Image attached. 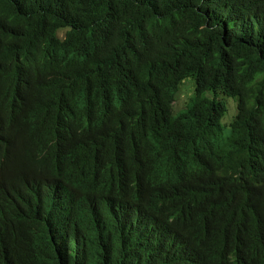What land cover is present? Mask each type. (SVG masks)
I'll return each mask as SVG.
<instances>
[{"label":"trees","instance_id":"trees-1","mask_svg":"<svg viewBox=\"0 0 264 264\" xmlns=\"http://www.w3.org/2000/svg\"><path fill=\"white\" fill-rule=\"evenodd\" d=\"M0 124L36 139L37 176L70 148L76 188L164 232L83 220L43 264H264V0H0Z\"/></svg>","mask_w":264,"mask_h":264},{"label":"clouds","instance_id":"clouds-1","mask_svg":"<svg viewBox=\"0 0 264 264\" xmlns=\"http://www.w3.org/2000/svg\"><path fill=\"white\" fill-rule=\"evenodd\" d=\"M42 154L36 139L25 130L0 124V259L11 264H43L61 233H83L79 227L83 220L99 238L104 229L107 237L116 240L109 222L122 218L138 230L163 238L157 217L143 205L137 206L126 196L76 188L85 155L62 148L50 175L39 177L35 170ZM58 164L65 169H58ZM101 246L98 239L97 248Z\"/></svg>","mask_w":264,"mask_h":264},{"label":"rangeland","instance_id":"rangeland-1","mask_svg":"<svg viewBox=\"0 0 264 264\" xmlns=\"http://www.w3.org/2000/svg\"><path fill=\"white\" fill-rule=\"evenodd\" d=\"M195 95V81L192 79H187L181 86V90L178 93L177 100L174 105V110L176 114L180 113L181 111L185 110L193 96ZM209 95V94H208ZM229 111L227 116L224 118L223 123H229L232 121L234 116L237 113V103L233 99L227 100ZM230 127L225 124V134L229 135Z\"/></svg>","mask_w":264,"mask_h":264}]
</instances>
